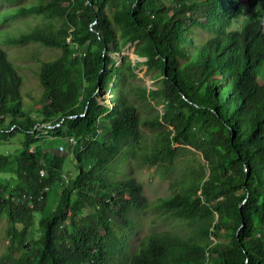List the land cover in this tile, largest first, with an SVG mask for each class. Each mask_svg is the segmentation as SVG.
I'll return each mask as SVG.
<instances>
[{
	"label": "trees",
	"instance_id": "obj_1",
	"mask_svg": "<svg viewBox=\"0 0 264 264\" xmlns=\"http://www.w3.org/2000/svg\"><path fill=\"white\" fill-rule=\"evenodd\" d=\"M29 15L3 41L48 49L32 73L38 100L0 45V144L21 136L0 152V264H264V0H39L0 22ZM127 44L153 85L128 55L116 64ZM45 136L76 139L75 174L32 237L70 156L45 151ZM184 149L196 157L152 202L173 228L141 234L143 184L108 165L138 156L166 178Z\"/></svg>",
	"mask_w": 264,
	"mask_h": 264
},
{
	"label": "rangeland",
	"instance_id": "obj_2",
	"mask_svg": "<svg viewBox=\"0 0 264 264\" xmlns=\"http://www.w3.org/2000/svg\"><path fill=\"white\" fill-rule=\"evenodd\" d=\"M38 1L39 0H17L14 3L4 2L0 6V15L4 12L14 9L16 6L29 5ZM36 21V18L29 15L18 17L8 22H0V45L9 52L12 60L21 70V73H23L27 77L22 90L26 101H28L29 103H33L34 100L39 99L40 89L38 86H36L37 84L35 83L34 75L32 73L37 68V57H44L48 49L37 43H28L16 46L7 45L4 43L3 38L6 37V34H17L21 30L29 28V26L34 24ZM240 23L241 21H235L233 24V28L238 27ZM53 52H56V50ZM111 54L115 56L116 64L121 62V56L123 57L124 55H128L134 65V73L137 75L136 79L142 80L141 82L147 84L148 86L154 84V80L147 72V66L144 63V58L136 53L134 44H127L119 53L112 52ZM97 93L99 99L107 100L110 97L109 92L105 89L98 90ZM157 108L160 109L161 105H159ZM40 142L41 144L43 143L45 151L61 155L66 154L70 156H67L64 162V179L62 180V182H54L51 185L44 211L35 214V225L32 232L30 233V236L32 237H37V235H39V219L42 216L50 214L56 208L58 200L60 198L62 187L67 183V179L75 174V163L73 162L71 154H69L72 147V143L69 137L45 136ZM20 145L21 136H14L6 142L0 144V152H6L7 150L15 152ZM181 151L182 153L177 158L171 174L166 178H164V176L162 175V171L159 167L142 164L140 162V159L139 161L137 160L138 156L133 157L131 155H128L124 157L121 155L118 159L108 165L109 168L107 170V173L112 177L133 174L143 184L148 203L142 211L137 213L136 222L141 234L153 229L161 230L173 228V224L171 222L162 221L160 215L155 216L157 214V211L154 210L152 202L158 196L167 195L173 190L174 187L170 185L171 179L178 176L184 170V166L186 164L184 159L189 156L196 157L195 155L191 154V152L185 149ZM0 176L1 178L8 177V175L5 173H0ZM153 217L156 218L155 222L151 221ZM6 226L7 216L4 213L0 219V254L4 248L3 237Z\"/></svg>",
	"mask_w": 264,
	"mask_h": 264
},
{
	"label": "built area",
	"instance_id": "obj_3",
	"mask_svg": "<svg viewBox=\"0 0 264 264\" xmlns=\"http://www.w3.org/2000/svg\"><path fill=\"white\" fill-rule=\"evenodd\" d=\"M69 139H70L71 143H73V144L76 143V139H75L74 137L71 136ZM40 173L43 175V174H44V170L41 169V170H40ZM64 176H65V175H64ZM46 188H47V187H46Z\"/></svg>",
	"mask_w": 264,
	"mask_h": 264
}]
</instances>
